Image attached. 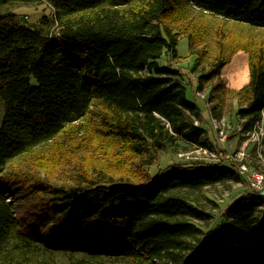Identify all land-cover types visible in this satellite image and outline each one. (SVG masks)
I'll list each match as a JSON object with an SVG mask.
<instances>
[{
	"label": "trees",
	"instance_id": "obj_1",
	"mask_svg": "<svg viewBox=\"0 0 264 264\" xmlns=\"http://www.w3.org/2000/svg\"><path fill=\"white\" fill-rule=\"evenodd\" d=\"M11 4H47L53 15L29 25L0 14V254L264 264V202L238 163L150 173L187 135L188 119L201 116L181 72L160 65L164 54L179 58L180 35L194 69L210 61L201 89L249 51V81L235 91L243 133L262 120L264 41L238 45L219 35L210 59L200 34L209 30L188 18L198 11L264 30V0H0ZM246 181L249 189L204 231L196 221L212 216L193 194Z\"/></svg>",
	"mask_w": 264,
	"mask_h": 264
},
{
	"label": "rangeland",
	"instance_id": "obj_2",
	"mask_svg": "<svg viewBox=\"0 0 264 264\" xmlns=\"http://www.w3.org/2000/svg\"><path fill=\"white\" fill-rule=\"evenodd\" d=\"M0 14L10 15L12 19L21 24L31 25L39 22L44 16L51 17L53 10L47 4H11L0 7ZM189 19L192 20L195 28L200 30L207 28L209 30L207 34L204 32H200V34L205 38L202 47H209L210 55L208 58L210 59L216 54L219 35L225 39H222V41L226 42L231 38H236L239 42L238 45H242L243 41H264V30L252 29L247 25L225 21L221 17L193 11ZM54 29H57L56 25ZM178 38L179 58L164 54L160 59V65L181 72L183 83L187 86V97L199 106L201 116L192 115V118L188 119L190 127L186 131L187 135L180 137L171 150L160 153L157 165L150 169V173L154 176L160 171H165L170 166L180 163L203 161L225 163L224 161L227 160L238 163L231 158L243 148H246V152L249 154L246 160L249 167L263 169V166L260 165L257 146L248 142L247 135L239 128V126L243 128L245 122L238 116L239 102L235 96V91L249 81V51L241 50L235 54L231 62L224 67L221 76L215 78L201 89L199 85L200 75L210 70V61L207 59V61L202 62L198 69H194L196 55L191 53L188 38L184 35H180ZM33 83H35L34 78ZM4 111L5 103L0 96V125ZM223 123L226 125L225 133L227 135L224 141L219 134L220 126ZM194 128L199 129L196 130ZM244 143L247 144L244 146ZM199 147L218 152L220 160H211L203 151H200ZM262 150L264 156V140L261 146ZM223 153L228 155L226 159L222 157ZM244 176L248 182L251 181L248 174ZM247 181L246 183L218 184L193 194L200 208L212 216L208 221H196L204 231L215 227L222 221L223 213L227 206L235 202L239 196L249 189ZM6 252L4 255L0 254V264H77L79 260L77 257L63 252L49 255H28L26 259L19 258L11 250ZM109 262H112V264H124L117 259Z\"/></svg>",
	"mask_w": 264,
	"mask_h": 264
},
{
	"label": "built area",
	"instance_id": "obj_3",
	"mask_svg": "<svg viewBox=\"0 0 264 264\" xmlns=\"http://www.w3.org/2000/svg\"><path fill=\"white\" fill-rule=\"evenodd\" d=\"M225 127L226 125L223 123L221 124L220 128V137L224 141L226 139V133H225ZM240 130L243 132L242 126L240 127ZM248 142L254 143L257 146L258 149V157L260 160V165L263 166V169L261 168H250L247 164L246 160L249 157V154L246 152V148L241 149L233 158L232 160H236L239 164V172L241 174H248L250 178V189L254 192H256L263 200L264 202V156H263V150L261 151V146L263 144L264 140V112L262 114V120L259 121L252 131L246 133ZM200 151H203L204 154H206L211 160L213 161H219L220 160V154L212 149L199 147ZM264 207V206H263Z\"/></svg>",
	"mask_w": 264,
	"mask_h": 264
},
{
	"label": "crops",
	"instance_id": "obj_4",
	"mask_svg": "<svg viewBox=\"0 0 264 264\" xmlns=\"http://www.w3.org/2000/svg\"><path fill=\"white\" fill-rule=\"evenodd\" d=\"M239 128H240V126H239ZM247 144V143H246ZM245 143H244V146L246 145Z\"/></svg>",
	"mask_w": 264,
	"mask_h": 264
}]
</instances>
